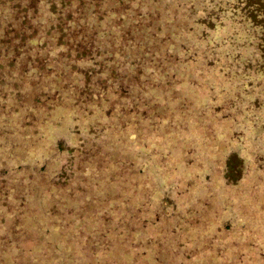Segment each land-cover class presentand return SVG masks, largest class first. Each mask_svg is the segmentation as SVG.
<instances>
[{
  "label": "rangeland",
  "instance_id": "374dc122",
  "mask_svg": "<svg viewBox=\"0 0 264 264\" xmlns=\"http://www.w3.org/2000/svg\"><path fill=\"white\" fill-rule=\"evenodd\" d=\"M96 4L0 0V264H264V0ZM63 11L103 45L121 25L143 36L152 53L117 41L128 63L111 65L136 110L82 111L114 73L68 63ZM74 78L79 107L48 109Z\"/></svg>",
  "mask_w": 264,
  "mask_h": 264
},
{
  "label": "trees",
  "instance_id": "16d2710c",
  "mask_svg": "<svg viewBox=\"0 0 264 264\" xmlns=\"http://www.w3.org/2000/svg\"><path fill=\"white\" fill-rule=\"evenodd\" d=\"M102 1V0H101ZM100 0H97L96 6H98ZM95 5L93 4V10L92 12L97 13V10L94 11ZM65 16H68L65 20L61 18L59 20V29L66 30L60 35H58L59 38V44L62 46V52L71 54L72 52H75L76 55L71 59L69 64L76 62V61H83V60H92L94 54H96L99 59L103 62L105 60L109 61L108 64V69L111 73H114V76L112 77L109 75V83L106 86H103L102 83L103 80H98L97 84L101 85L99 89L96 91L92 90V87L94 86V81H87V84H89V88H83L82 92L83 97L81 99L82 106L81 109L82 111H87L85 106L91 105L93 109V114L95 118L92 120L95 121L98 117H104L108 119V123L110 124V119H112L115 115V110L120 112L119 110H131L135 109L138 107V103L140 101V97L138 94L132 91V84L134 82V79L132 78V81L130 79V71L129 75H122V71L118 69L117 71H114L111 68V65L117 63V56L123 55L125 57L127 62V57L126 55L118 52V55L115 56V53L118 51L116 49V46L114 45L115 42L119 41L120 45L129 43V52L133 51V44L137 43L139 41L143 42V51H142V57L143 53H152V49L149 47L148 43L144 41L143 36L140 35V33L136 32L135 34H132L134 30H132L130 25H121L119 29L121 32L119 33H113L115 36H107L104 34L103 31H105L106 26H102V23H105V21L102 20L100 25L102 26L101 30L103 34L108 37L106 39V44L103 45L101 42V35L97 34L96 30H94L86 21L84 16H79L76 19L71 17L70 11H63L62 12ZM23 21L25 24L23 25H18L17 27H22L26 25L28 22L30 24V21L35 19L33 16L32 17H26L25 14L21 15ZM102 18V17H101ZM100 18V20H101ZM68 22V23H65ZM100 22V21H99ZM65 23V24H64ZM39 25V24H38ZM32 26V25H31ZM40 26V25H39ZM12 30V29H11ZM68 30V31H67ZM132 31V32H131ZM22 33V32H21ZM29 33V32H28ZM27 33V34H28ZM23 34V33H22ZM35 34L31 33L25 35L24 34V40H19L16 41L18 44H16L14 47L18 48L20 51H24V47L26 46L27 49H29L31 46H34L36 44H39L37 42V39L34 37ZM24 42V43H23ZM107 57H106V56ZM29 56V55H27ZM151 59V57H150ZM33 60V59H32ZM47 61L51 59H46ZM115 62V63H114ZM128 63V62H127ZM47 64V62H46ZM103 65V64H99ZM31 67H34L35 65L31 63ZM49 68V65H46ZM80 66V65H77ZM75 64V72H79L80 68H78ZM102 70V69H100ZM102 72V71H99ZM101 74V73H100ZM87 76V75H86ZM88 76L91 78L92 73L91 71H88ZM65 79V77H62V80ZM76 81V78H74V81H72L69 84H62L55 85L53 87V91L56 93L58 88H62V96L60 100L56 101H50L49 103V108L50 110L56 108H61V107H67V108H74V107H79L78 106V98L77 95L74 96L72 89L75 90L74 86H72L69 90H67V86L74 83ZM52 82V81H51ZM54 83V82H53ZM91 84V86H90ZM96 84V85H97ZM121 96V97H120ZM123 99V100H122ZM125 99V100H124ZM70 101L73 104L66 105L64 102ZM101 107V108H100ZM115 109V110H114ZM42 119V122H45L47 119L45 118V114L42 115L40 118ZM113 125V124H112ZM121 126L123 127V123H121ZM116 125H113V128H116Z\"/></svg>",
  "mask_w": 264,
  "mask_h": 264
}]
</instances>
